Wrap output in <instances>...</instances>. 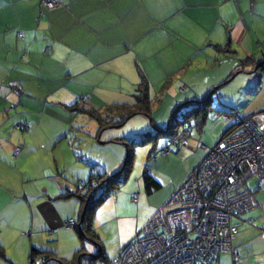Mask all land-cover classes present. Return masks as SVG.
<instances>
[{"label":"crops","instance_id":"1","mask_svg":"<svg viewBox=\"0 0 264 264\" xmlns=\"http://www.w3.org/2000/svg\"><path fill=\"white\" fill-rule=\"evenodd\" d=\"M162 51L168 56L160 57ZM150 58L168 61L169 67L164 65L160 70L162 63L152 64ZM262 58L264 0H58L52 9L42 6L40 0H0V111L5 113L14 108L13 119H0V264H30L32 246L49 249L37 235V230L47 226L46 222L39 224L43 218L38 213L39 206L43 210L52 201V194H43L48 192V187L42 188L39 193L43 196L39 199L36 188L32 192L25 190L21 195L4 181V178H22L18 161L31 147L29 138L40 120L26 112L30 100H49L52 93L59 91L62 92L61 103L77 97L73 103L65 104L67 107L84 95L92 106L100 102L98 107H102L105 105L102 100L108 99L104 93L120 92V88L116 91L107 85L112 80L121 81L118 77H126L134 86L133 92L138 83L145 81L150 99L151 85L156 84L150 69L160 71L157 83L182 93L195 85L192 61L196 60L199 69L207 73L219 68L210 80L216 85L215 91L229 84L236 74H246V70L251 69L252 74L238 82L249 92L248 99L240 103L243 114L248 115L264 109V69L255 66L256 60ZM108 63L107 72L114 74L101 79V67ZM149 63L151 68L144 67V71L141 65ZM124 64L127 73L121 68ZM86 87L91 89L89 96L85 93ZM217 94L221 109L238 111V106L234 105L237 97L234 100ZM200 98H187L189 101L174 104V107ZM205 122L206 119L200 128L193 126L192 133L202 129ZM225 124L216 136L218 140L231 122ZM202 142L205 144L197 147L199 154L191 168L172 184L167 198L214 145V141L203 137ZM65 186L64 182L59 185L60 193ZM261 211L264 214V200L236 219L234 254L221 253L217 264H264ZM142 228L121 241L112 252L105 253V257L120 253ZM50 232L52 236L54 232ZM78 248L74 249L73 257ZM233 255L238 260H234ZM56 256L67 261L71 259ZM40 261L37 257L33 264H40Z\"/></svg>","mask_w":264,"mask_h":264},{"label":"rangeland","instance_id":"2","mask_svg":"<svg viewBox=\"0 0 264 264\" xmlns=\"http://www.w3.org/2000/svg\"><path fill=\"white\" fill-rule=\"evenodd\" d=\"M163 56H168V54L162 51L160 57ZM150 61L152 64L157 65L162 63L160 70L164 68V65L166 68L169 67V64H166L168 61L163 62L152 58H150ZM140 62L144 63L142 60ZM192 62L194 67L192 71L194 69L196 73L194 75L196 77L195 85L190 91H181L182 93H178L176 88L170 91L162 83H157V80H159L157 76H159L160 71L158 69H150V63L145 66L141 65L143 70L144 67L146 70L150 69L148 71L151 72L156 82V84L151 85L149 92L151 116L136 114L120 125L101 128L100 125H105L106 121L111 120L112 117L103 116L102 119H95L88 114L76 112L72 109L74 105L67 107L65 104L73 103L77 100V97H74L72 101L70 98L68 101L61 103L62 99H60V95L62 92L59 91L52 93L49 96V100L36 98L30 100L27 107H25L28 110L26 112L35 115L34 119L40 120L35 127V131L32 132V136L29 138L31 147L26 151V155L20 157L18 161V165L22 170V178L17 179L12 177L10 180L4 178V181L6 184L12 186L13 189H16L15 191L20 192L21 195L24 194L25 190L32 192L36 188L38 193L35 194L39 199L43 196L40 194L42 193V188L48 187V192H43V194H52V201L43 210L39 206V213L46 215L48 218H44L37 212L43 218V221H38L39 224L46 222L48 226L45 225V229L41 228L37 230V235H39L44 246L49 248L48 250L55 251L61 257L72 259L74 249L80 246L75 230L72 227L65 228L63 225L65 220L77 219L79 204L74 197H57L62 189H59L60 184L63 182L66 184L65 188H63L64 191L68 189L75 190L78 183L87 180L91 170L93 172L105 171L109 175L114 174L122 166L126 155V145H129L133 152L131 167L128 171L124 172L119 186H114L113 189L107 190L104 199L95 205L93 213V225L100 239L101 246L104 248V254L112 252L121 241L132 234H136L139 228L144 227L149 220L154 218L153 216L157 212L171 208L170 206H166L170 197L169 195L168 198L166 196L170 192L172 184H175L191 168L192 161L199 154L196 151L197 147H200L202 143L205 144L202 142V137L209 142L214 141L212 144H216L218 140L216 136L220 135L221 131L225 128L227 125L225 123L231 122L229 120L222 121L214 117L217 112L213 107L215 105L222 106L219 96H216L217 92L221 97L224 95L228 99L235 100V97H237L234 105L238 106V111H231L240 115H246L243 114L244 112L240 103L248 99L249 92L243 83L238 82L251 75V69L246 70V72L244 71L246 74H236L229 84L225 87L222 86L219 91L215 92L214 97L211 99V104L207 108V117L203 128L193 130L194 134L192 133L191 137H188L187 145L185 143V146H177L173 142L174 138L172 136L164 134H157L149 141L144 140L138 143L145 136L155 134L156 128H154L152 120L162 130L166 129L169 124L170 111L174 106L189 101L187 98L196 100L206 95L216 86L210 83V80L212 79V75L215 76L219 68L213 71V73H207V70H200L199 64H195L198 61L193 60ZM110 64L113 65L112 63ZM108 66L109 63L106 67H101V79L114 74L111 71V73L107 72L109 71L107 69ZM121 68H123V72L127 73V66L125 64ZM118 79L121 81L112 80L107 85L108 88L116 89V91L120 88V92L104 93L108 99H103L102 102L105 104H111L112 102H128L133 104L131 94L134 86H131V82L127 81L126 77H118ZM115 84L116 86H114ZM85 89V93L89 96L91 91L88 90L91 89L89 87ZM93 94L97 96L96 93H91V96ZM174 95L177 96L173 98ZM84 96L78 97L79 100L85 98L84 101H79V104L103 108V106L98 107L101 105L100 102L93 103L97 105L92 106L87 101V95ZM69 97H71V94H69ZM101 110H104V108ZM185 110L186 107H182L178 115H182ZM0 113V119L14 118V108L5 113L1 110ZM122 115L123 112L121 111H116L112 114L115 118ZM186 120L187 122L184 125H180L175 129L176 136L180 134L183 127H187L188 124L193 127L196 122L195 119ZM165 148L170 153L167 156L161 154V151ZM245 164L247 165L246 162ZM145 169L149 170L152 176L162 184L160 189L153 191L151 194H146L143 183V171ZM253 182L254 179L251 178L249 185L254 191L257 203H260L264 200V185L256 188ZM51 187H54V189L52 190ZM134 194H136V201H133L131 198ZM261 215L264 219L262 211ZM235 219L233 218L232 220L234 221ZM50 231L54 232L52 236H49ZM47 234L48 237H46ZM84 247L86 253L90 256L99 252V249L93 242H85ZM233 249V240L231 239V247L227 252L233 253ZM233 258L234 260H238V257L235 255H233ZM97 261L98 259L88 261L85 258L82 259L84 264H94ZM216 261H218L217 258ZM51 263L54 262L52 261Z\"/></svg>","mask_w":264,"mask_h":264},{"label":"built area","instance_id":"3","mask_svg":"<svg viewBox=\"0 0 264 264\" xmlns=\"http://www.w3.org/2000/svg\"><path fill=\"white\" fill-rule=\"evenodd\" d=\"M40 3L52 9L58 0ZM214 117L231 121L229 131L174 191L167 201L171 208L149 220L121 253L99 264H216L229 250L237 232L231 216L257 206L248 179L255 177L257 187L264 185V109L248 115L224 111ZM189 135L181 130L178 140L185 144ZM73 224L70 219L65 226Z\"/></svg>","mask_w":264,"mask_h":264},{"label":"trees","instance_id":"4","mask_svg":"<svg viewBox=\"0 0 264 264\" xmlns=\"http://www.w3.org/2000/svg\"><path fill=\"white\" fill-rule=\"evenodd\" d=\"M246 59L247 58L241 59L240 62L243 63ZM241 66H242V64H241ZM255 66H257V68H263L264 69V58L256 60ZM215 92L216 91L212 89L206 95L202 96L198 101L186 102L184 105L174 107L170 111L169 124H168L166 129L164 128L162 130L160 128V126H157L156 124H154V122L152 120V124H153L154 128H156L155 134L145 136V138L142 139L141 141H139L138 143H141L144 140L149 141V140H151V138H154L157 134H164L167 136H172V138H174L173 142H175L177 146L182 145V143L178 140V136H176L175 129L180 125H184L187 122L186 119H195L196 122L194 123V127L197 126L200 128L202 121L204 119H206V117H207V111H208L207 108L210 106L211 99L213 98V95L215 94ZM132 96L134 99V102H132L133 104L128 103V102H120V103L112 102L111 104H105V106H103L104 110H101L103 108H94V107L87 106V105L82 104V103L79 104V101H81V99H80V100H78L77 103L74 104V107L72 109L76 112L81 113V114H86V115L88 114L90 116H93L95 119H102L103 116L112 117L111 120L106 121L105 125H103V126L100 125L101 128L106 127V126H114V125L123 124L131 116L136 115V114H146L148 116H151V113H152L151 108H150L151 107L150 106L151 100L149 99V96H148L147 85H146L145 81L142 80L140 83H138L136 85L135 92L132 93ZM182 107H186V110L182 115H178V114H180L179 111L181 110ZM213 108L216 110L217 113H220V111L221 112L225 111L224 109H221V107H219L217 105H215V107H213ZM116 111L123 112V115L118 117V118L113 117L112 114L115 113ZM227 111H231V110H227ZM219 120H222V119H219ZM192 129H193L192 125L188 124L187 127H183V129H181V130H189L190 135H191ZM227 131H229V128H226L223 131L219 140L221 139V137H223L227 133ZM190 135L188 137H190ZM188 137H187V140H188ZM218 141H217V143H218ZM186 143H187V141H186ZM216 144H214L213 146H215ZM163 150L167 151L166 154L169 153V150L167 148H165ZM132 154H133L132 149L127 144L124 162L117 172H115L112 175H109L105 171L93 172V170H91L87 180L78 183V186L75 190L68 189L67 191H64L58 195L59 198L74 197L75 200L77 201V203L79 204L77 219L76 220L71 219V220L74 223L72 228L77 233V237H78L81 245L79 246L78 250L76 251L73 259H71L69 261L63 260V259L58 258L56 256V254L54 252H51L50 250H48V251L40 250V249H37V248L32 246L30 249V252H29V257H30L29 263L30 264H33L35 262V258H37V257L41 258L40 264H74L77 261L82 262V259H84V258L87 259V261L98 259V261L95 262L94 264H99L100 262H102V263L108 262L109 259H111V258H113L119 254L118 253V254L114 255L113 257H110V258L105 257L104 250L101 246L100 239H99L98 234H97V232L94 228V225H93V216H94L93 213L95 211V205L97 203H100L104 199L105 194L107 193V190L110 188L113 189L114 186L117 187L121 183V181L123 179L124 172L128 171V169L131 167ZM204 156H203V158H204ZM193 170L191 173H193ZM190 174L187 176V178L190 176ZM251 178L254 179V182H253L254 187L260 188V187H257L255 185V182H256L255 177H250L248 179V181H247L248 185H249V180ZM143 183H144V187L146 189L147 194H151L153 191H156V190L161 188V183L158 180H156L151 175L149 170H147V169H145L143 171ZM249 187H250V185H249ZM250 189L252 190L251 187H250ZM252 192L254 194L253 190H252ZM173 193L174 192H172V194ZM172 194L170 195V197L172 196ZM170 197H169V199H170ZM244 213H242V214H244ZM242 214L232 215L230 218L231 224L236 226V228L238 226V223H237L238 220H236V219L239 216H241ZM81 215L83 216L82 220L80 219ZM233 218H236V219L233 221L232 220ZM67 221H69V220L64 221V224H63L64 227L65 228H71V227L65 226V223ZM234 239H235V237H234ZM87 241L93 242L95 244V246L99 249V252L97 254L90 256L86 253V249H85L84 245H85V242H87ZM1 254H2V251H1V246H0V255ZM52 261L54 263H51Z\"/></svg>","mask_w":264,"mask_h":264},{"label":"water","instance_id":"5","mask_svg":"<svg viewBox=\"0 0 264 264\" xmlns=\"http://www.w3.org/2000/svg\"><path fill=\"white\" fill-rule=\"evenodd\" d=\"M257 68V67H256ZM83 216L81 215L80 219L82 220Z\"/></svg>","mask_w":264,"mask_h":264}]
</instances>
